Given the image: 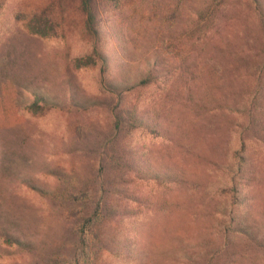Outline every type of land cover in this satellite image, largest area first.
Wrapping results in <instances>:
<instances>
[{
  "label": "rangeland",
  "instance_id": "374dc122",
  "mask_svg": "<svg viewBox=\"0 0 264 264\" xmlns=\"http://www.w3.org/2000/svg\"><path fill=\"white\" fill-rule=\"evenodd\" d=\"M105 1L0 0V264H264V0Z\"/></svg>",
  "mask_w": 264,
  "mask_h": 264
},
{
  "label": "trees",
  "instance_id": "16d2710c",
  "mask_svg": "<svg viewBox=\"0 0 264 264\" xmlns=\"http://www.w3.org/2000/svg\"><path fill=\"white\" fill-rule=\"evenodd\" d=\"M78 1H79L80 9L85 14V26H86L88 33L91 34L93 37H95L96 41L103 40L104 35H103V31H102V26H101V24H102L101 23L102 22L101 8H103L102 3L105 0H78ZM105 2L107 3V1H105ZM261 21H262V24L264 26V14L261 17ZM95 56H97V58L102 57L103 60L107 62L106 56L102 55L100 50H98V48L95 47L93 50V55L89 56L90 60L87 62H84V63H87L88 65L97 64L98 60L96 59ZM81 65H85V64H81ZM93 224H95V223H92V225ZM92 225L89 227V229H88L89 231H91ZM10 237L12 238L13 236H9V239H11ZM87 237L90 239L89 233L87 234ZM12 242L21 243V240L19 238H17L15 241H12Z\"/></svg>",
  "mask_w": 264,
  "mask_h": 264
}]
</instances>
